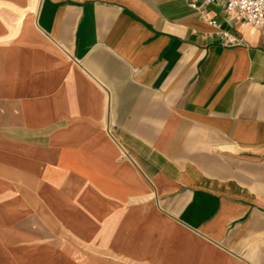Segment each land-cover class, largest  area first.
<instances>
[{
    "label": "crops",
    "instance_id": "1",
    "mask_svg": "<svg viewBox=\"0 0 264 264\" xmlns=\"http://www.w3.org/2000/svg\"><path fill=\"white\" fill-rule=\"evenodd\" d=\"M62 263L264 264V38L223 2L0 0V264Z\"/></svg>",
    "mask_w": 264,
    "mask_h": 264
},
{
    "label": "built area",
    "instance_id": "2",
    "mask_svg": "<svg viewBox=\"0 0 264 264\" xmlns=\"http://www.w3.org/2000/svg\"><path fill=\"white\" fill-rule=\"evenodd\" d=\"M189 7L205 13V7L214 3L223 2L227 12L238 17L264 38V0H185ZM209 24L218 27L215 20H208ZM222 42L225 46H237L241 40L235 35L220 32Z\"/></svg>",
    "mask_w": 264,
    "mask_h": 264
},
{
    "label": "rangeland",
    "instance_id": "3",
    "mask_svg": "<svg viewBox=\"0 0 264 264\" xmlns=\"http://www.w3.org/2000/svg\"><path fill=\"white\" fill-rule=\"evenodd\" d=\"M62 264H67V263H62Z\"/></svg>",
    "mask_w": 264,
    "mask_h": 264
}]
</instances>
